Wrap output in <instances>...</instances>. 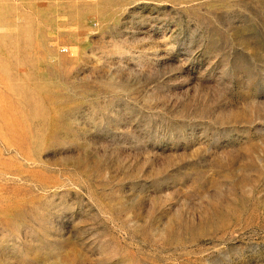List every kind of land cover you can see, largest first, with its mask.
Masks as SVG:
<instances>
[{
	"label": "rangeland",
	"instance_id": "obj_1",
	"mask_svg": "<svg viewBox=\"0 0 264 264\" xmlns=\"http://www.w3.org/2000/svg\"><path fill=\"white\" fill-rule=\"evenodd\" d=\"M0 264H264V0H0Z\"/></svg>",
	"mask_w": 264,
	"mask_h": 264
}]
</instances>
